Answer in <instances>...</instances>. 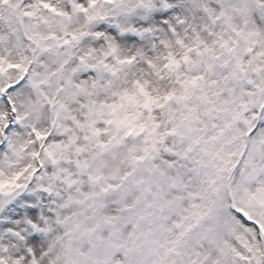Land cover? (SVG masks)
Wrapping results in <instances>:
<instances>
[{
	"label": "snow or ice",
	"instance_id": "1",
	"mask_svg": "<svg viewBox=\"0 0 264 264\" xmlns=\"http://www.w3.org/2000/svg\"><path fill=\"white\" fill-rule=\"evenodd\" d=\"M0 264H264V0H0Z\"/></svg>",
	"mask_w": 264,
	"mask_h": 264
}]
</instances>
